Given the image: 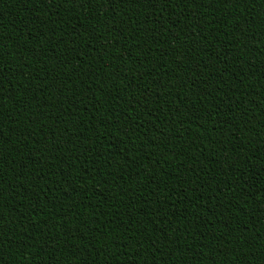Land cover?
Returning <instances> with one entry per match:
<instances>
[{"label": "trees", "instance_id": "1", "mask_svg": "<svg viewBox=\"0 0 264 264\" xmlns=\"http://www.w3.org/2000/svg\"><path fill=\"white\" fill-rule=\"evenodd\" d=\"M0 105V264H264V0H0Z\"/></svg>", "mask_w": 264, "mask_h": 264}, {"label": "snow or ice", "instance_id": "2", "mask_svg": "<svg viewBox=\"0 0 264 264\" xmlns=\"http://www.w3.org/2000/svg\"><path fill=\"white\" fill-rule=\"evenodd\" d=\"M104 2L107 3L108 0H104ZM117 2L123 3V4H130V3L139 4V3H142L143 0H117ZM148 2L152 6H157V5L163 4V5H165V7H167V6H170L172 0H148ZM193 2H195V0H193ZM218 2H220L224 5H227L229 3L247 2V0H218ZM96 6H99V0H96ZM199 19L203 20V17H200ZM9 98H11V97H9ZM0 108H2V105H0ZM4 119H9L11 123H15V121L11 120L10 117H5L3 111L0 110V125H2ZM53 127H55V122L53 123ZM0 134L3 135L2 131H0ZM53 151H55V149H53ZM229 203H231V201H229ZM236 231H237L236 228L230 229V232H236ZM216 239H219V237H216ZM236 239L239 240V236H237ZM241 243H243V241H241ZM151 247H155V244L151 245ZM156 251H160V249L156 248ZM170 264H174V262H172L171 259H170Z\"/></svg>", "mask_w": 264, "mask_h": 264}]
</instances>
